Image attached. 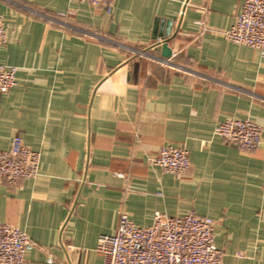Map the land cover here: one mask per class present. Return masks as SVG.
<instances>
[{
  "label": "crops",
  "instance_id": "crops-1",
  "mask_svg": "<svg viewBox=\"0 0 264 264\" xmlns=\"http://www.w3.org/2000/svg\"><path fill=\"white\" fill-rule=\"evenodd\" d=\"M242 4L0 0L1 59L19 67L0 92V149L21 135L42 154L37 176L0 177V221L38 244L24 264H102L98 238L120 211L146 226L157 210L211 216L223 264H264V56L222 33ZM157 18L159 32L172 20L171 64L157 58ZM228 117L257 122L261 143L246 150L217 135ZM168 144L189 150L186 176L149 163Z\"/></svg>",
  "mask_w": 264,
  "mask_h": 264
},
{
  "label": "built area",
  "instance_id": "built-area-1",
  "mask_svg": "<svg viewBox=\"0 0 264 264\" xmlns=\"http://www.w3.org/2000/svg\"><path fill=\"white\" fill-rule=\"evenodd\" d=\"M92 5H108L110 0H81ZM35 14H41L32 10ZM49 20L68 26L60 18L45 15ZM65 14H60L63 16ZM205 27L204 21H200ZM230 41L260 50L264 56V0H243L234 24L222 31ZM7 41V24L0 16V92H8L18 83L19 67L1 59ZM138 54L148 51L136 49ZM171 64L170 57H157ZM216 134L236 143L242 149H253L262 141V127L250 117H228L216 127ZM42 154L15 135L9 149H0V177L9 185L23 178L38 175ZM152 166L160 167L178 177L186 176L191 167L190 152L184 145L168 144L148 158ZM129 177V173L117 172ZM216 220L191 210L182 215L155 211L153 220L141 226L124 211H120L116 231L101 234L96 249L103 255L102 264H223L225 252L216 243ZM35 242L18 226L0 221V264H24L26 253ZM48 262L53 263L51 255Z\"/></svg>",
  "mask_w": 264,
  "mask_h": 264
},
{
  "label": "water",
  "instance_id": "water-1",
  "mask_svg": "<svg viewBox=\"0 0 264 264\" xmlns=\"http://www.w3.org/2000/svg\"><path fill=\"white\" fill-rule=\"evenodd\" d=\"M169 24L166 28V31L159 32L158 23L160 22V19H156L154 32L153 34L154 38H159V42L162 43V56L163 57H170L172 55V49L168 44V40L171 38V22L172 20H168Z\"/></svg>",
  "mask_w": 264,
  "mask_h": 264
}]
</instances>
